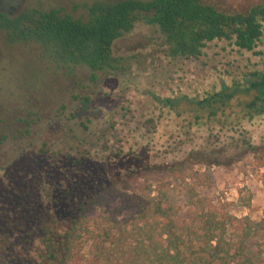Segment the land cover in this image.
<instances>
[{"label":"trees","instance_id":"16d2710c","mask_svg":"<svg viewBox=\"0 0 264 264\" xmlns=\"http://www.w3.org/2000/svg\"><path fill=\"white\" fill-rule=\"evenodd\" d=\"M83 9L82 18L58 9L33 8L14 17L0 13V32L8 45L34 44L68 74L87 69L88 80L95 82L99 73L122 69L124 59L114 55V45L139 24L156 32L165 55L173 60L198 59L209 43L221 40L251 52L264 25V0H244L234 10L202 0L95 1ZM248 76L202 96L160 98L150 92L158 109L150 119L151 134H157L162 121L187 133L192 128L233 129L253 121L264 113V71ZM78 98L81 110L88 109L89 98ZM68 110L63 104L54 112L52 121L61 131H66ZM0 122L1 148L29 138L36 121ZM71 131L67 128L60 138L38 148L37 162L66 156L62 165L68 167L56 186L43 163L30 171L32 163L22 171L12 161L0 165V173L11 178L0 196V264H6L8 251L22 256L33 252L32 264H264V217H236L225 202L198 188L197 174L187 173L205 164L202 150L187 151L178 163L143 164L109 177L100 171L91 175L92 152L80 137L70 136ZM31 148L23 146L15 158ZM71 167L80 174L73 175ZM80 184L84 191L79 195L62 193L79 190Z\"/></svg>","mask_w":264,"mask_h":264},{"label":"rangeland","instance_id":"374dc122","mask_svg":"<svg viewBox=\"0 0 264 264\" xmlns=\"http://www.w3.org/2000/svg\"><path fill=\"white\" fill-rule=\"evenodd\" d=\"M95 1L118 0H9L14 8L12 15L33 8L41 11L58 9L73 18L84 17L83 5ZM202 1L223 10H234L244 2ZM113 52L124 59L122 69L114 74L99 73L96 81L90 82L87 69L76 68L68 74L55 68L34 44L8 45L4 33L0 32V121L18 118L36 121L29 138L0 148V165L12 161L17 170L22 171L26 164L32 163L27 168L30 171L43 163L42 169L47 170L48 180L56 186L64 168L68 167V164L62 165L66 156L59 160L45 157L42 162H37L38 148L44 142L60 138L67 128L72 130L70 136L80 137L86 150L92 152L91 175L100 171L109 177L140 169L143 164L178 163L187 151L200 149L205 164H197L187 171L199 176L195 181L198 188L205 195L225 202L226 208L236 217L262 219L264 113L233 129L192 128L188 133L162 121L154 135L151 134L154 124L150 119L155 118L158 109L149 93L160 98L202 96L211 90H219L222 84L230 87L234 81L264 71V25L262 36L251 52L239 51L231 42L221 40L209 43L198 59L173 60L165 55L156 32L142 24L117 41ZM79 96L89 98L88 109L81 110L80 99H74ZM63 104L69 108L66 131H61V127L52 121L54 112ZM70 114H73L72 119ZM23 146L34 149L15 158ZM146 146L151 152L146 153ZM81 150L86 156L87 151ZM71 168L75 170L73 175L80 174L77 168ZM10 179L0 173V196ZM23 179L24 174L20 176V180ZM80 185L79 190L64 189L62 193L79 195L84 191L83 184ZM23 254L8 251L6 264H32L29 255L34 256V253Z\"/></svg>","mask_w":264,"mask_h":264},{"label":"flooded vegetation","instance_id":"af4514ba","mask_svg":"<svg viewBox=\"0 0 264 264\" xmlns=\"http://www.w3.org/2000/svg\"><path fill=\"white\" fill-rule=\"evenodd\" d=\"M14 11L13 6L10 4L9 0H0V13L6 14L10 17H14L18 14L12 15L11 13Z\"/></svg>","mask_w":264,"mask_h":264}]
</instances>
